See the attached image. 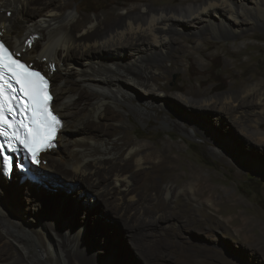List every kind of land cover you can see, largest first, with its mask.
Segmentation results:
<instances>
[{
	"label": "bare ground",
	"instance_id": "obj_1",
	"mask_svg": "<svg viewBox=\"0 0 264 264\" xmlns=\"http://www.w3.org/2000/svg\"><path fill=\"white\" fill-rule=\"evenodd\" d=\"M72 1L0 0V38L11 52L19 53L14 58L47 74L52 81L55 113L64 122L63 130L56 140V149L39 155L40 163L33 168V181H22V176L16 171L9 180H4L0 170V228L16 230L24 238L17 239L7 230L5 235L0 234V258L9 259L12 256L11 244H1L6 236L23 247L26 239H29L39 254L53 257V263L55 258L67 261L73 253H79L80 264H85V261L89 264L78 248L79 231L73 235L66 234L65 241L59 244V240L55 242L49 235L45 223H35L38 233L31 231L28 234L21 228L23 219H26L24 214L33 215L29 211L25 213V209L35 210L36 205L43 201L51 202L45 208L48 216H59V208H70L74 201L76 206L81 191L77 193L74 186L80 182L94 189L93 194L97 199L109 197V206L114 198L118 203L116 206L124 215L129 214V210L136 215V197L129 195L151 193L153 205L148 212L143 213L142 225L155 229L157 223L168 219L164 214L153 218L152 208L168 209L166 201L176 192L173 185L162 187L163 181L158 180L170 170L172 162L164 150H152L150 146L124 136L128 133L124 130L127 116H134L144 125L154 113L161 116L158 121L172 125L187 136L189 130L205 138L210 135L207 139L212 138L216 145L219 142L212 137L211 132H221V125L226 123L227 127L236 128L256 148L264 149V133L259 131L254 122L256 119L252 118L253 109L262 106V113L256 114L259 115L257 119L264 121V86L250 87L241 83L240 86H227L224 93L210 96L216 87L207 88L209 84L203 79L200 81L201 91L196 92L192 87L189 91L186 89L193 97L188 98L186 95L169 94L157 83L169 78L166 62L172 71L181 66L183 59H187L184 54L187 47L177 39L191 44L194 38L202 42L209 34L218 38L237 39L256 30L264 31V0H251V5L248 0H191L190 4L184 3L186 0H174V3L180 4L174 9H155L151 6L137 11V7L122 13H118L121 10H118V6H122L119 3L116 8L105 13L93 12L92 17L86 12H78V9L76 14L71 12ZM2 11L4 13L1 15ZM196 25L198 30L191 33L192 38L188 37L187 28ZM83 89H91L95 93L89 95ZM136 89H143L146 95L141 102L135 100ZM68 92H71L70 96H67ZM156 96L162 99L161 104L157 103ZM162 113L166 118H163ZM170 119H179L180 123ZM88 120L103 121V124L93 125L100 127L102 133L99 134L97 128L85 125ZM66 135H70V138L67 139ZM60 142L64 144L63 151L57 144ZM218 147L222 150L221 145ZM211 152L215 153L214 150ZM191 179L177 189L181 187L183 192L192 196L202 192L201 174L194 171ZM66 183L71 186L61 188L56 185ZM48 189L56 190V193L50 196ZM66 191L70 192L66 194ZM162 196H165L166 201ZM210 197L213 195L207 199L204 197L206 204L214 207L215 203ZM23 201H26V206ZM92 202L88 203V211ZM9 211H13L17 219L11 218ZM37 212H40L39 209ZM36 213L35 218H41ZM249 219L244 217L242 222L247 221L249 225ZM250 232L247 231L244 236L248 244H254L258 238ZM15 252L16 258L24 259L23 251V254Z\"/></svg>",
	"mask_w": 264,
	"mask_h": 264
},
{
	"label": "rangeland",
	"instance_id": "obj_2",
	"mask_svg": "<svg viewBox=\"0 0 264 264\" xmlns=\"http://www.w3.org/2000/svg\"><path fill=\"white\" fill-rule=\"evenodd\" d=\"M173 1L73 0L70 11L76 14L78 9V12H86L92 17L94 13H105L116 8L120 5L119 3H122V6H118V10L121 9L120 11L117 10L118 13L129 9L134 10L137 7L136 10L138 11L151 6L155 9H174L180 6L179 2L176 4L177 2L174 3ZM248 2L251 5V0ZM184 3L190 4L192 1L186 0ZM3 13L4 11L1 12V15ZM214 19L217 18L214 17ZM197 30V25L188 27L187 36L191 37V33ZM204 39V42H201L194 38L192 40L194 44H187L186 41L177 39V41L180 40L181 43H185L187 54H184L187 59H183L180 62L182 63L181 66L172 71L170 64L166 62L167 70H165L169 78L157 82L169 94L174 96L186 95L191 98L192 95L188 91L191 90V87L196 92L201 91L200 81L203 79L207 80V85L209 84L207 88L216 87L210 96L224 93L227 86L228 88L240 86L241 83L250 87L253 85L264 86V31L256 30L237 39L232 37L218 38L211 34L205 36ZM200 51H202L201 55L199 54ZM83 91L89 95L95 93L91 89H83ZM70 93L68 92L67 96H70ZM134 97L135 100L141 102L146 98V95L143 89H136ZM156 100L159 101L157 103L161 104V98L156 96ZM162 105L164 104L162 103ZM261 107L253 109L252 118L256 119V121L254 120L256 124L253 122V125L255 124L259 127V131L264 133V121L257 119L259 116L257 114L262 113ZM161 115L166 118L164 113ZM159 118L161 116L158 117L153 113L152 119L143 125L134 116H127V124L124 126V130L128 133L124 136L135 142L146 144L152 150H164L172 162L170 170L163 173V176L158 180L163 181L162 187L173 185L172 187L176 192L169 196L167 201L165 196H162L168 205V209L153 210L152 208L153 218H159L160 215L164 214V216H168L166 221L157 223L155 229L142 225L144 223L143 213L148 212L153 205L151 193L129 195V197H136L134 209L136 215L134 216L131 210H129V214L124 215L116 206L118 203L114 198L109 206L107 204V201L110 200L109 197L97 199L93 194L94 189L89 188L86 183L80 182L74 186L77 188V193L81 191L78 202L80 206L77 204L76 208L74 201L70 208H59V216L55 214L48 216L45 213V208L49 207L47 205H50V201H48L49 203L43 201L36 205V212L39 209L42 214L36 213L33 208L30 209L31 211L24 208L25 213L29 211L33 215L25 216L24 214L26 219H23L21 223L23 231L38 233L36 224L40 221L45 223L44 225L52 239L55 242L59 240L57 243L60 241L63 243L66 234L73 235L79 231L81 235L78 248L82 252V257L85 256L88 259L89 264H264V257H262L264 256V149L256 148L253 143L251 144L247 138L238 133L236 128L229 125L227 127L226 123H221L219 130L221 132L218 130L211 132L212 137L216 138V141L221 145V150L218 147L220 145L213 143L212 138L207 139L210 135L205 138L199 133L194 135L189 130L187 136L184 132L174 129L172 125L161 123L158 121ZM170 120L180 123L179 119ZM98 124H103V121H85V125H88L89 128H97L98 133L101 134V128L93 126ZM66 136L67 139L70 138V135ZM60 143H57L58 146L62 151L65 150L63 142ZM240 144L242 146L239 148ZM212 150L215 153H212ZM63 156L61 155V157ZM255 166L256 168H254ZM65 169L67 168L65 167ZM194 171L202 176L203 181L201 180L200 183L203 187V193L199 192L192 196L190 193L183 192L181 187L179 189L177 187L192 181ZM16 177L19 176L16 175ZM3 179L5 180V178ZM14 181H16L15 178ZM56 185L61 188L71 186L69 183ZM31 186L40 188L38 185ZM45 189L47 190V188ZM49 192L51 196V193L54 192L55 194L56 190L48 189ZM67 192L70 191H66V194ZM211 195H213L210 198L215 203L214 207L206 204V199ZM91 201H93L91 206H94V209L92 210L90 207L88 211V203ZM128 201L126 204L129 203ZM71 209L73 210L71 211ZM34 213L36 215L39 213L41 218H35ZM9 214L11 218H16L13 211H9ZM44 214L47 216L44 217ZM18 216L20 215L18 214ZM244 217L250 218L249 225L247 221L242 222ZM233 219L236 220L232 222ZM27 220L28 222H26ZM5 230L12 233L17 239H24L18 231H11L6 227L0 228V234L5 235ZM247 231L257 235L258 241L254 244H248L245 239ZM5 243L11 244L13 252L9 259L0 258V264L81 263L80 258H78L79 253H73L70 260L67 261L59 259L60 257H54L53 263V259H51L53 257L39 254L37 247L35 244L32 245L29 239H26L24 247L17 245L12 238L6 236H4L1 244ZM15 251H19L21 254L24 252V259L16 258ZM85 264L88 263L85 261Z\"/></svg>",
	"mask_w": 264,
	"mask_h": 264
},
{
	"label": "snow or ice",
	"instance_id": "obj_3",
	"mask_svg": "<svg viewBox=\"0 0 264 264\" xmlns=\"http://www.w3.org/2000/svg\"><path fill=\"white\" fill-rule=\"evenodd\" d=\"M31 46V42H29ZM18 52H10L5 47V42L0 40V80L10 75L9 88L11 80L19 85V89H11L12 96L4 99L3 88L0 87V136L7 138L4 127H13L6 119V112L12 113L16 104L12 103L17 91L22 92L26 97L24 101V113L27 116V123L21 120L16 127L12 139L8 140L9 148L0 145V170L11 171L13 167L12 158L5 155V151L13 147H20L25 150L34 164H39L38 155L45 145H51L55 139L56 133L62 127V120L55 113V107L52 104L53 95L49 92V81L46 79V73L30 70L26 62H22L18 57ZM26 132H21L22 129ZM13 139L18 141V145L13 144Z\"/></svg>",
	"mask_w": 264,
	"mask_h": 264
},
{
	"label": "clouds",
	"instance_id": "obj_4",
	"mask_svg": "<svg viewBox=\"0 0 264 264\" xmlns=\"http://www.w3.org/2000/svg\"><path fill=\"white\" fill-rule=\"evenodd\" d=\"M0 40H2L1 38H0ZM3 41V40H2ZM6 44V43H5ZM8 47V46H7ZM9 48V47H8ZM10 49V48H9ZM11 50V49H10ZM23 61V60H22ZM23 62H25V61H23ZM27 65H29L28 63H26ZM29 66H31V67H33L32 65H29ZM33 68H35V67H33ZM37 69V68H36ZM40 71V70H39ZM42 72V71H41ZM43 73V72H42Z\"/></svg>",
	"mask_w": 264,
	"mask_h": 264
},
{
	"label": "water",
	"instance_id": "obj_5",
	"mask_svg": "<svg viewBox=\"0 0 264 264\" xmlns=\"http://www.w3.org/2000/svg\"><path fill=\"white\" fill-rule=\"evenodd\" d=\"M5 180H7V179L5 178Z\"/></svg>",
	"mask_w": 264,
	"mask_h": 264
}]
</instances>
